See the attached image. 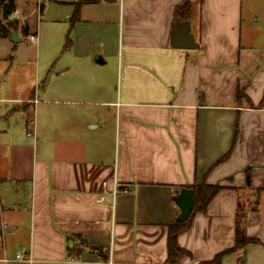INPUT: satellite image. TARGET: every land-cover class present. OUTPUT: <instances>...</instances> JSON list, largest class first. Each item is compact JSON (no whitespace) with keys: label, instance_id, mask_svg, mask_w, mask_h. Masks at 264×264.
Masks as SVG:
<instances>
[{"label":"crops","instance_id":"0c3cea01","mask_svg":"<svg viewBox=\"0 0 264 264\" xmlns=\"http://www.w3.org/2000/svg\"><path fill=\"white\" fill-rule=\"evenodd\" d=\"M61 2L58 64L0 96V264H168L202 184L178 264H264V0ZM239 207L255 241L233 250Z\"/></svg>","mask_w":264,"mask_h":264},{"label":"rangeland","instance_id":"374dc122","mask_svg":"<svg viewBox=\"0 0 264 264\" xmlns=\"http://www.w3.org/2000/svg\"><path fill=\"white\" fill-rule=\"evenodd\" d=\"M61 1L16 0L19 11L27 16L31 30L27 34L22 23L17 25L19 42L0 38V96L18 95L29 80H32V86L35 85L33 79L38 71L58 64L64 47L63 35L67 31L63 12L68 5ZM41 7L45 8L42 14ZM58 18L63 20H55ZM15 20L20 22L21 18ZM31 35L36 37L35 41L29 38ZM0 198L3 199L2 190Z\"/></svg>","mask_w":264,"mask_h":264},{"label":"trees","instance_id":"16d2710c","mask_svg":"<svg viewBox=\"0 0 264 264\" xmlns=\"http://www.w3.org/2000/svg\"><path fill=\"white\" fill-rule=\"evenodd\" d=\"M82 1L78 2L77 5H80ZM43 10L41 7L40 11ZM16 11V5L14 0H0V38H9L12 34V30H14L17 25V20H9V16ZM5 21V22H4ZM23 30L28 34L30 31V27L25 24L23 25ZM68 46V42L66 43ZM243 94L239 91L238 98L241 99ZM194 190V205L193 210L189 218L180 222L175 220L169 227V240H168V264H178L180 259V250L177 245V237L182 232L186 231L190 227L191 218L194 213L198 211H205L211 199L216 195L219 191V187L211 186L207 184H202L199 186H194L192 188ZM254 239H250L246 236L245 228H244V214L242 209L238 210V218H237V226H236V245L233 248H243L247 244L254 242ZM79 253V250L70 249L69 253L73 254ZM222 255H218L217 258L212 262L216 263L219 261Z\"/></svg>","mask_w":264,"mask_h":264},{"label":"water","instance_id":"95a60500","mask_svg":"<svg viewBox=\"0 0 264 264\" xmlns=\"http://www.w3.org/2000/svg\"><path fill=\"white\" fill-rule=\"evenodd\" d=\"M20 14L17 12H13L9 16V20L19 19ZM10 40L14 42H19V32L16 27L11 36ZM171 44L173 47L181 48V49H193L197 47V43L189 32V24L182 23L180 21H176L174 24V30L172 32ZM101 59L100 56H96L95 60L99 61ZM175 202L179 206L181 212L177 217V220L180 222L186 221L192 213L193 205H194V190L192 188H183L180 193L175 197Z\"/></svg>","mask_w":264,"mask_h":264},{"label":"built area","instance_id":"2783aa9c","mask_svg":"<svg viewBox=\"0 0 264 264\" xmlns=\"http://www.w3.org/2000/svg\"><path fill=\"white\" fill-rule=\"evenodd\" d=\"M31 40H35V36H33V35H31L30 37H29ZM29 135H33V133L32 132H29ZM130 192V190L127 188V187H117L116 189H115V191H114V194L116 195V194H127V193H129ZM18 259H20V260H27V259H29V257L28 256H26L24 253H19L18 254Z\"/></svg>","mask_w":264,"mask_h":264}]
</instances>
